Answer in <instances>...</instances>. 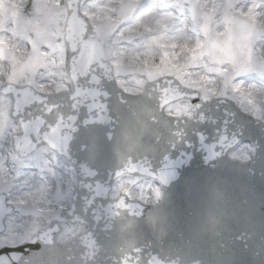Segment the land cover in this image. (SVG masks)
<instances>
[{
  "label": "snow or ice",
  "instance_id": "snow-or-ice-1",
  "mask_svg": "<svg viewBox=\"0 0 264 264\" xmlns=\"http://www.w3.org/2000/svg\"><path fill=\"white\" fill-rule=\"evenodd\" d=\"M0 41V264H51L27 237L106 208L143 221L224 148H264V0H0ZM111 67L151 82L168 128L122 168L90 171L61 155L63 114L48 117L109 110ZM45 77L70 105L49 101ZM116 99L126 103L123 89ZM119 264L159 261L141 246Z\"/></svg>",
  "mask_w": 264,
  "mask_h": 264
},
{
  "label": "water",
  "instance_id": "water-1",
  "mask_svg": "<svg viewBox=\"0 0 264 264\" xmlns=\"http://www.w3.org/2000/svg\"><path fill=\"white\" fill-rule=\"evenodd\" d=\"M101 71L103 72V70ZM107 75L111 78V83L108 79L103 80L100 89L101 92L103 89H107L112 93V99L108 101L109 110L93 109L88 112L86 108L81 107L78 112H73L70 107L65 106L59 112L53 109L48 117L55 124L60 113L63 114V123L71 125V127H62V135L66 138L65 140L69 139L70 135L75 140L67 150L69 159L73 164L79 162L82 168L90 171L95 170L96 166L101 163H106L112 169L122 168L153 150L154 141L145 140L149 136L152 126L160 127L156 139L161 134V129L168 128L167 121L160 118V112L155 106L157 92L153 86L150 88L151 91L142 97H132L124 93L126 103H119L116 94L120 90L109 71ZM69 95L68 92H62L49 96L48 99L50 102L63 99L66 105H70L71 101L67 99ZM232 107L235 109V105ZM69 115L77 116L78 119L76 121L68 120ZM87 117L94 120L92 126L94 133L92 134V143L85 149L82 148V144L86 137L79 131H75L74 128H80L77 125H82ZM125 119L139 125L129 130L127 122H124ZM80 139L81 142H78ZM252 143L256 146L254 141ZM256 149L255 165L258 166L261 161H264V148L256 146ZM229 150L227 147L224 148L220 152L221 157ZM96 155L100 156L99 161L93 165L90 161ZM216 164L219 165L216 168V173L219 175L224 168V166L222 167L223 162L218 159ZM207 173L206 167L196 165L188 173L183 185L179 186L178 189L181 190L173 189L171 192H164L163 202L152 213V218L159 217L161 220L160 232L156 234L157 239L165 241L174 239L176 236H180L182 239L192 236L191 240L199 254L198 258H202L204 255L209 258L213 254L218 261H215V264H233L239 257L247 261L244 264H264V244H252L247 238L238 236L237 231L233 233L232 241L229 244L219 242L221 231L217 228L210 230V237L202 232L201 227L205 226V216H211L215 222L217 218L215 215L227 216L233 210L235 202V193L227 184L224 185L215 179L210 183H204L203 177ZM249 179L252 182V179ZM257 190L258 193H261L262 185H259ZM118 209L106 208L102 213L97 214L95 220L91 215L81 213L80 218L70 221L71 226H80L86 229L80 239L77 237L68 243H60L59 239L63 234L61 228L58 232L45 231L36 239L42 240L45 250L52 252L54 259L51 264H119L121 259L129 256H132L135 261L133 249L138 246L140 235L147 234V231L151 230L152 224L148 219H145L135 226L130 222L131 219L125 221L129 215L119 213ZM235 210L241 214V208L236 207ZM108 215L109 219H106ZM252 216L255 218V228L264 233V209L257 210L256 213L253 212ZM239 218H243V216ZM107 224L109 227L102 226L97 229V227ZM224 235L226 237V232ZM150 250L157 254L159 264H171L172 260L180 263L183 261L180 260V257L171 258L172 260L169 261L160 250L151 247ZM181 254L184 256V264L193 263L188 248ZM26 264H32V262L27 261Z\"/></svg>",
  "mask_w": 264,
  "mask_h": 264
},
{
  "label": "rangeland",
  "instance_id": "rangeland-1",
  "mask_svg": "<svg viewBox=\"0 0 264 264\" xmlns=\"http://www.w3.org/2000/svg\"><path fill=\"white\" fill-rule=\"evenodd\" d=\"M4 42L0 41V51L4 50ZM26 55V54H25ZM121 71L123 69H120ZM124 71V79L122 81L123 84H125L127 86V90H129L131 93H136L141 85V75L138 74V72H134V71ZM54 79H58V78H54ZM44 85H45V89L53 91L55 90L54 85H56V83H51L49 82V79L47 77H45V80L43 81ZM251 150L248 148H244L242 149L240 152H238V157H241L242 159H249Z\"/></svg>",
  "mask_w": 264,
  "mask_h": 264
}]
</instances>
